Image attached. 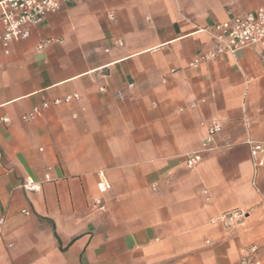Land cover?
Listing matches in <instances>:
<instances>
[{
    "label": "crops",
    "instance_id": "crops-1",
    "mask_svg": "<svg viewBox=\"0 0 264 264\" xmlns=\"http://www.w3.org/2000/svg\"><path fill=\"white\" fill-rule=\"evenodd\" d=\"M263 5L81 0L0 46V264H235L251 244L263 258L264 165L252 184L246 140L264 143V65L244 48L189 66L213 48L199 28ZM236 208L238 225L209 222Z\"/></svg>",
    "mask_w": 264,
    "mask_h": 264
},
{
    "label": "built area",
    "instance_id": "built-area-1",
    "mask_svg": "<svg viewBox=\"0 0 264 264\" xmlns=\"http://www.w3.org/2000/svg\"><path fill=\"white\" fill-rule=\"evenodd\" d=\"M81 0H0V46L7 52L13 41L27 39L33 28L40 25L49 14L54 13L64 6ZM93 1V0H87ZM112 17V15L110 14ZM198 31L205 33L213 43V48L195 56L189 66L198 67L202 62L214 61L225 54L234 56L239 50L251 48L256 50L260 62L264 65V5L240 15L229 16L211 25L201 27ZM58 41L47 38L42 41L37 49L41 50L47 44ZM122 97V93H117ZM78 93L65 94L51 100H43L38 105L22 114L21 119L28 121L51 106L70 103L79 99ZM8 117H1V123H7ZM221 130V125L214 121L207 129V136L201 143L200 150L185 155L184 162L187 168H195L202 161V153L213 147L215 135ZM249 148L252 165V184H256L257 174L264 165V143L251 138L246 140ZM100 175H102L100 173ZM46 178L48 176L46 175ZM27 189H37L29 180L23 184ZM100 188L106 190L109 187L107 181L100 183ZM97 210L103 211L106 206L101 197L93 199ZM260 205L264 210V193L261 194ZM248 215L247 211L236 208L221 212L210 218L211 224H218L224 228H231L243 222ZM0 219V228L2 226ZM258 245L251 244L244 247L235 264H264V256L257 257Z\"/></svg>",
    "mask_w": 264,
    "mask_h": 264
}]
</instances>
